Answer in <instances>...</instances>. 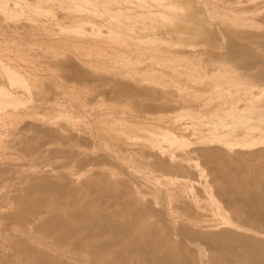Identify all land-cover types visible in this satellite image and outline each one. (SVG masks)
<instances>
[{
	"label": "rangeland",
	"instance_id": "1",
	"mask_svg": "<svg viewBox=\"0 0 264 264\" xmlns=\"http://www.w3.org/2000/svg\"><path fill=\"white\" fill-rule=\"evenodd\" d=\"M0 191V264H264V0H0Z\"/></svg>",
	"mask_w": 264,
	"mask_h": 264
},
{
	"label": "bare ground",
	"instance_id": "2",
	"mask_svg": "<svg viewBox=\"0 0 264 264\" xmlns=\"http://www.w3.org/2000/svg\"><path fill=\"white\" fill-rule=\"evenodd\" d=\"M191 95V94H190ZM188 97V96H187ZM30 101V100H29ZM181 115V114H180ZM85 116V115H84ZM4 149V148H3ZM20 155V154H19ZM14 185V184H13ZM13 190V189H12ZM1 192V191H0ZM63 192V191H62ZM74 192V191H73ZM12 205V204H11ZM2 210V209H1ZM82 211V210H81ZM11 212V211H10ZM136 215V214H135ZM8 218V217H7ZM19 218H21V216L19 217ZM9 219V218H8ZM105 221H107V220H105ZM55 222V221H54ZM53 223V222H52ZM71 225V224H70ZM100 225V224H99ZM64 226V225H63ZM128 230H130V228H128ZM125 233V232H124ZM96 236V235H95ZM125 242V241H124ZM128 245V244H127ZM22 246H23V243H22ZM15 247V246H14ZM27 249V248H26ZM21 250V249H20ZM24 250V249H23ZM103 250V249H102ZM22 252V251H21ZM31 252H33V251H31ZM138 254V253H137ZM2 256V255H1ZM170 256V255H169ZM39 258V257H38ZM38 258H37V260H38ZM43 260V259H42ZM51 262V261H50ZM47 263H49L48 261H47ZM6 264V263H5Z\"/></svg>",
	"mask_w": 264,
	"mask_h": 264
}]
</instances>
